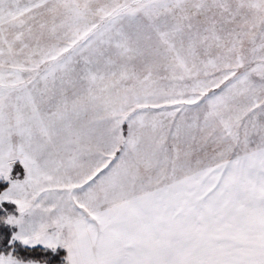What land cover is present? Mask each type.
I'll return each instance as SVG.
<instances>
[{"label": "snow or ice", "instance_id": "6c2138e0", "mask_svg": "<svg viewBox=\"0 0 264 264\" xmlns=\"http://www.w3.org/2000/svg\"><path fill=\"white\" fill-rule=\"evenodd\" d=\"M0 264H264V0H0Z\"/></svg>", "mask_w": 264, "mask_h": 264}, {"label": "rangeland", "instance_id": "374dc122", "mask_svg": "<svg viewBox=\"0 0 264 264\" xmlns=\"http://www.w3.org/2000/svg\"><path fill=\"white\" fill-rule=\"evenodd\" d=\"M17 167H18V165H17Z\"/></svg>", "mask_w": 264, "mask_h": 264}]
</instances>
